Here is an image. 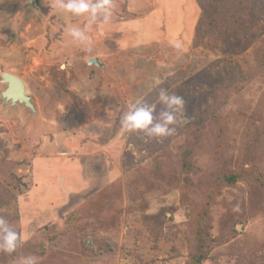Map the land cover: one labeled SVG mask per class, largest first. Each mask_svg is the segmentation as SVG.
Segmentation results:
<instances>
[{"label":"rangeland","instance_id":"rangeland-1","mask_svg":"<svg viewBox=\"0 0 264 264\" xmlns=\"http://www.w3.org/2000/svg\"><path fill=\"white\" fill-rule=\"evenodd\" d=\"M57 2L0 0V75L35 109L0 97V217L21 237L0 264H264V0H114L89 51ZM161 89L185 101L175 132L125 131Z\"/></svg>","mask_w":264,"mask_h":264},{"label":"clouds","instance_id":"clouds-1","mask_svg":"<svg viewBox=\"0 0 264 264\" xmlns=\"http://www.w3.org/2000/svg\"><path fill=\"white\" fill-rule=\"evenodd\" d=\"M56 7L62 15L84 21L82 25L70 24L66 28V34L73 45L89 51L93 44V30L102 34L104 27L111 23L115 3L114 0H58ZM158 103L163 110L157 116L155 104L149 105L139 99L135 100L121 115L122 128L130 133L143 132L150 138L171 136L175 132V125L181 121L185 101L183 97L161 89ZM20 239V234L7 220L0 217V251L9 254L15 252ZM24 264H37L36 258H26Z\"/></svg>","mask_w":264,"mask_h":264},{"label":"water","instance_id":"water-1","mask_svg":"<svg viewBox=\"0 0 264 264\" xmlns=\"http://www.w3.org/2000/svg\"><path fill=\"white\" fill-rule=\"evenodd\" d=\"M35 0H30L32 4ZM87 64L99 66L100 64L95 59H88ZM4 81L5 89L0 93L1 100L4 103H9L10 106L21 105L28 109L32 115H35V109L31 103L30 98L26 94V89L22 81L12 75L3 74L0 83Z\"/></svg>","mask_w":264,"mask_h":264},{"label":"trees","instance_id":"trees-1","mask_svg":"<svg viewBox=\"0 0 264 264\" xmlns=\"http://www.w3.org/2000/svg\"><path fill=\"white\" fill-rule=\"evenodd\" d=\"M200 21H202V20H200ZM235 178L236 177H234V176H230L227 180H229L230 182H233L235 180Z\"/></svg>","mask_w":264,"mask_h":264},{"label":"bare ground","instance_id":"bare-ground-1","mask_svg":"<svg viewBox=\"0 0 264 264\" xmlns=\"http://www.w3.org/2000/svg\"><path fill=\"white\" fill-rule=\"evenodd\" d=\"M3 74L0 75V78L2 77ZM5 75H7V73H5ZM11 75V74H9ZM13 76V75H12ZM17 78V77H16ZM19 79V78H18ZM20 80V79H19ZM21 81V80H20ZM4 83V81H2ZM23 83V82H22Z\"/></svg>","mask_w":264,"mask_h":264}]
</instances>
